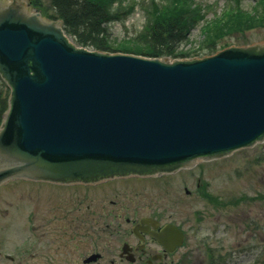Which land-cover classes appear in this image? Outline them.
<instances>
[{"label": "water", "instance_id": "water-1", "mask_svg": "<svg viewBox=\"0 0 264 264\" xmlns=\"http://www.w3.org/2000/svg\"><path fill=\"white\" fill-rule=\"evenodd\" d=\"M0 77V185L171 174L264 140V44L172 63L89 52L0 0Z\"/></svg>", "mask_w": 264, "mask_h": 264}, {"label": "rangeland", "instance_id": "rangeland-1", "mask_svg": "<svg viewBox=\"0 0 264 264\" xmlns=\"http://www.w3.org/2000/svg\"><path fill=\"white\" fill-rule=\"evenodd\" d=\"M191 1L200 6L207 20L229 7L228 0ZM116 2L117 7L121 4V12H126L121 15L125 19L106 28L109 43L119 47L144 31L156 8L170 7L175 0ZM253 4L254 0H243L238 6L248 10ZM203 23L189 33L179 51H204ZM256 44H264L263 29L232 34L216 52ZM191 58L202 56L177 59ZM2 88L6 85L0 80V91ZM133 212L139 216L157 214L164 222L180 226L187 236L180 251L189 256L185 264H264V140L223 158L197 160L168 175L129 177L93 186L26 180L5 183L0 187V264H42L45 254H49L50 264H84L82 259L94 253H99L101 260L96 261L97 257L88 263L110 264L114 260L113 264H118L117 257H111L120 241L115 231L125 218H134ZM31 213L37 214L36 222L31 223ZM109 230L114 232L113 238H109ZM87 231L94 235L92 248L84 246L81 257L72 256L73 244L79 243L75 234ZM33 241L40 248L42 244L54 247L34 251L37 255L30 259ZM80 244L87 245L84 241ZM5 254L14 256L15 262L4 259Z\"/></svg>", "mask_w": 264, "mask_h": 264}, {"label": "trees", "instance_id": "trees-1", "mask_svg": "<svg viewBox=\"0 0 264 264\" xmlns=\"http://www.w3.org/2000/svg\"><path fill=\"white\" fill-rule=\"evenodd\" d=\"M242 1L228 0L229 7L225 12L216 13L207 20L199 5H194L191 0H175L170 7L156 8L151 14L152 21L144 31L128 42L125 40L119 47L109 43L106 28L112 22L125 19L121 15L126 12H121V4L117 7L116 0H28V3L47 19L60 20L63 31L77 46L98 52L182 59L191 55H212L218 45L232 34L255 28L264 30V0H254L248 10L238 6ZM234 5H237L236 9ZM201 22H204L201 26L204 42L201 47L204 51H179L189 33ZM7 89L0 91V124L8 108ZM212 201L217 200L214 198Z\"/></svg>", "mask_w": 264, "mask_h": 264}, {"label": "flooded vegetation", "instance_id": "flooded-vegetation-1", "mask_svg": "<svg viewBox=\"0 0 264 264\" xmlns=\"http://www.w3.org/2000/svg\"><path fill=\"white\" fill-rule=\"evenodd\" d=\"M30 181V180H29ZM35 182V181H31ZM85 186V185H84ZM30 212H33L31 209ZM134 218L130 219L125 218L123 224H118V229L115 231L116 237L118 239L117 245V253L112 255L111 257L116 256L118 259V264H185L187 261L188 255L180 254L181 249L186 246L187 243V236L176 224L169 222H164L157 214H151L148 216L145 215H137V213L133 212ZM31 223L33 221H37V214H30ZM29 221V220H28ZM167 224H173L177 226V229L181 231L184 235L183 244L181 247H178V236L173 232L166 231ZM110 227V225H109ZM87 231L85 234H75L74 240L79 242L77 245L73 244V251L72 256L74 253L81 257L82 248L84 246H89L92 248L93 244H90L93 240V234H88ZM113 231L109 230V238H113ZM55 238V237H54ZM58 238L60 239L59 235ZM63 238V236H61ZM81 241H84L87 245L80 244ZM58 246H62L60 244ZM54 246H39L35 245V241L29 247L28 257L34 258L37 254L34 251L40 249H47L48 251L51 250ZM1 248V247H0ZM111 246H109V249ZM27 250V248H26ZM71 254V253H68ZM44 255V254H43ZM94 256H98L96 261L101 260V255L99 253H94L92 256H86L82 260L84 264H91L88 261L94 259ZM0 257L1 253H0ZM90 257V258H89ZM92 257V258H91ZM4 259L8 260L9 262H15L14 256L5 254L3 256ZM25 260V259H24ZM22 260L19 259L17 261L20 263ZM95 261V262H96ZM54 262V261H52ZM92 262V263H95ZM114 260H111L110 264H113ZM61 262H58V264ZM69 264L71 261L68 262ZM42 264H50V257L49 254H45L43 257ZM55 264V263H54Z\"/></svg>", "mask_w": 264, "mask_h": 264}]
</instances>
